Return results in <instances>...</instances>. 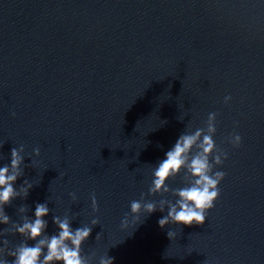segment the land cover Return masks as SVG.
<instances>
[{"label":"clouds","instance_id":"clouds-1","mask_svg":"<svg viewBox=\"0 0 264 264\" xmlns=\"http://www.w3.org/2000/svg\"><path fill=\"white\" fill-rule=\"evenodd\" d=\"M231 99V96H225L224 102L228 103ZM11 115L14 117L15 112ZM216 116L217 113L210 112L204 127L184 131L165 153V158L154 166L147 195H159L161 198L147 200L145 194L141 193L140 200L130 202L131 223L135 225L132 230L142 223L144 217L156 211H166V215L158 220L161 228L169 224H205L208 211L220 197L219 185L226 175L216 169L228 158V153L219 148L213 139L217 131ZM241 142L239 134L229 138L233 147H239ZM3 145L0 143V148ZM24 153L23 144L13 147L10 162L0 166V226H3L0 227V264H114V257L109 256L108 252L99 256L98 261L94 251L89 254L83 252V245L91 236L93 227L99 224L95 218L91 220V226L84 224L74 229V219L70 215H53L52 222L57 230L49 234L45 218L51 209L47 201L36 203L31 216L28 215L29 206L20 205L17 208V221L6 213L7 206L18 198L27 199L34 187L28 179L16 186L18 179L24 176V168L28 167L24 164ZM32 155L38 157L40 148H33ZM177 177L182 186L172 187L168 182ZM69 195L74 202L77 200L74 192ZM91 206L93 212L98 211L94 194L91 196ZM129 224V214H125L121 227L127 229ZM174 235L172 231L167 233L169 239ZM9 236H19L21 240L13 243ZM99 238L98 233L96 239Z\"/></svg>","mask_w":264,"mask_h":264}]
</instances>
